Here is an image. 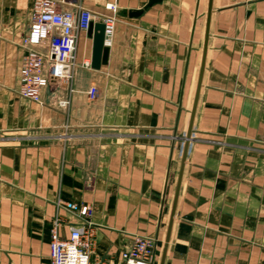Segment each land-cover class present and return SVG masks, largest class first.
Wrapping results in <instances>:
<instances>
[{"label":"crops","instance_id":"crops-1","mask_svg":"<svg viewBox=\"0 0 264 264\" xmlns=\"http://www.w3.org/2000/svg\"><path fill=\"white\" fill-rule=\"evenodd\" d=\"M33 2L0 0V264H50L82 203L92 264L133 234L154 264H264V0H81L116 6L107 62L80 32L39 102L18 94Z\"/></svg>","mask_w":264,"mask_h":264},{"label":"built area","instance_id":"built-area-1","mask_svg":"<svg viewBox=\"0 0 264 264\" xmlns=\"http://www.w3.org/2000/svg\"><path fill=\"white\" fill-rule=\"evenodd\" d=\"M104 14H97L82 5L81 0H34L29 31L22 39L18 94L34 102L41 100L44 88L58 82L69 84L77 64L76 47L80 32L98 16L104 25V45H110L115 28L116 6L104 4ZM82 66L89 67V60ZM97 93L88 90L90 98ZM67 101H61L65 105ZM70 210L78 222L70 228L68 236L59 233L61 221L55 218L50 229V264H92L95 230L89 221L92 207L87 203L71 204ZM156 239L133 234L120 252L118 260L99 259L95 264H154Z\"/></svg>","mask_w":264,"mask_h":264},{"label":"water","instance_id":"water-1","mask_svg":"<svg viewBox=\"0 0 264 264\" xmlns=\"http://www.w3.org/2000/svg\"><path fill=\"white\" fill-rule=\"evenodd\" d=\"M158 0H149L148 7ZM142 10H131L128 11V16H136ZM88 36L93 38L92 55H91V66L98 69L101 64H105L108 58V46L104 45V25L101 22H91L87 29Z\"/></svg>","mask_w":264,"mask_h":264}]
</instances>
